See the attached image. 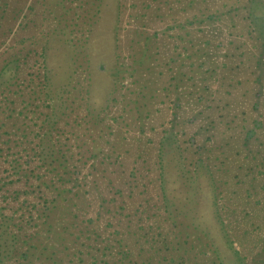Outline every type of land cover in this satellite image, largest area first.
<instances>
[{
	"label": "rangeland",
	"instance_id": "1",
	"mask_svg": "<svg viewBox=\"0 0 264 264\" xmlns=\"http://www.w3.org/2000/svg\"><path fill=\"white\" fill-rule=\"evenodd\" d=\"M0 264H264V0H0Z\"/></svg>",
	"mask_w": 264,
	"mask_h": 264
}]
</instances>
